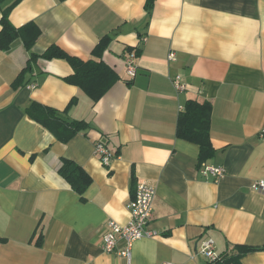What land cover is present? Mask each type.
Segmentation results:
<instances>
[{"label": "crops", "instance_id": "0c3cea01", "mask_svg": "<svg viewBox=\"0 0 264 264\" xmlns=\"http://www.w3.org/2000/svg\"><path fill=\"white\" fill-rule=\"evenodd\" d=\"M146 4L22 0L11 12L16 28L40 29L38 55L58 46L88 61L109 36L103 60L119 79L93 102L65 81L73 73L66 61L38 59L16 88L31 53L21 39L0 50V264H128L103 250V237L109 220L128 223L140 183L156 188L150 227L159 236L135 242L131 264H205L208 242L216 256L264 247V193L252 188L264 179V0H156L151 14ZM128 49L141 52L134 78ZM189 100L213 107L216 153L201 164L199 146L176 135ZM33 103L89 127L63 143L31 118ZM98 143L115 154L109 167ZM63 159L91 177L83 197L60 176ZM205 166L224 167L226 176L217 182ZM125 246L120 240L117 252ZM243 264H264V250Z\"/></svg>", "mask_w": 264, "mask_h": 264}, {"label": "trees", "instance_id": "16d2710c", "mask_svg": "<svg viewBox=\"0 0 264 264\" xmlns=\"http://www.w3.org/2000/svg\"><path fill=\"white\" fill-rule=\"evenodd\" d=\"M21 1L0 0V50L9 51L13 43L21 39L25 48L31 53L27 66L14 82V87L18 88L17 86L23 84L26 73L32 70L33 62L38 59L47 61L59 59L66 61L73 70L72 75L66 77L65 81L70 85L79 87L93 102L100 101L119 79L116 72L103 60V55L110 44V37L106 36L101 39L92 52L93 58L88 61L72 56L58 46H52L43 54L38 55L33 52V49L41 35L40 29L33 23L16 28L10 21L11 12ZM155 2L156 0H147L146 11L148 14H151ZM127 52L131 54L134 50L128 49ZM135 55L136 57L140 56L141 52L137 51ZM75 103L76 99L72 100L69 107ZM66 111L60 112L38 103H33L29 108L31 118L44 126L56 139L63 143H68L76 134L85 131L89 127V124L84 121L71 122L65 119ZM212 113L213 107L210 102L189 100L178 116L176 135L179 139L199 146V164L211 159L216 153L211 141ZM59 174L70 185L72 190L81 197H83L92 183L88 173L71 160L63 159ZM82 199L84 200V198ZM36 235H38L36 245L42 247L44 236L38 230ZM4 242L5 239L0 237V246ZM263 250L264 247L236 245L226 251V253L218 255L215 260H207L205 264H243V259L248 254Z\"/></svg>", "mask_w": 264, "mask_h": 264}, {"label": "built area", "instance_id": "2783aa9c", "mask_svg": "<svg viewBox=\"0 0 264 264\" xmlns=\"http://www.w3.org/2000/svg\"><path fill=\"white\" fill-rule=\"evenodd\" d=\"M147 41L146 37L141 39L142 43ZM174 54L170 55V59H174ZM126 72L128 76L134 78L137 74L136 55L131 53L125 58ZM174 86L178 92H183L186 86L182 82L181 76H176L173 80ZM35 86H29L33 89ZM96 153L100 157V161L104 167H109L115 158V154L102 143L96 144ZM205 175H210L219 182L226 176L224 167L205 166L203 169ZM253 190L264 193V179L253 184ZM156 188L146 183H140L137 187L135 196L129 201L127 209L130 214L129 221L126 225H122L115 220H109L107 223V232L103 237V250L108 254L117 253L127 259L128 264L132 262V245L145 238H155L159 233L151 229L150 225L154 217V201L156 198ZM125 241V248L117 252V243ZM208 261L217 258L212 242L205 243L201 252ZM168 264V263H163Z\"/></svg>", "mask_w": 264, "mask_h": 264}]
</instances>
